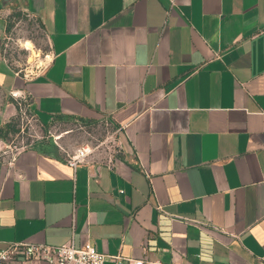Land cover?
Returning <instances> with one entry per match:
<instances>
[{"label":"crops","instance_id":"obj_1","mask_svg":"<svg viewBox=\"0 0 264 264\" xmlns=\"http://www.w3.org/2000/svg\"><path fill=\"white\" fill-rule=\"evenodd\" d=\"M16 13L49 40L32 75L5 55ZM24 107L41 125L104 119L121 152L73 168L0 134V248L264 264V0H0V131Z\"/></svg>","mask_w":264,"mask_h":264},{"label":"rangeland","instance_id":"obj_2","mask_svg":"<svg viewBox=\"0 0 264 264\" xmlns=\"http://www.w3.org/2000/svg\"><path fill=\"white\" fill-rule=\"evenodd\" d=\"M27 41L32 43V47H27ZM5 55L22 74L32 75L44 67L50 59L49 40L35 19L24 13L11 17L5 39ZM11 122L12 128L6 136L1 135L10 152L48 140L66 157L86 145L94 147L92 155L95 158L108 159L121 152L118 132L104 119L86 123L79 119H56L41 125L34 114L24 107Z\"/></svg>","mask_w":264,"mask_h":264},{"label":"built area","instance_id":"obj_3","mask_svg":"<svg viewBox=\"0 0 264 264\" xmlns=\"http://www.w3.org/2000/svg\"><path fill=\"white\" fill-rule=\"evenodd\" d=\"M94 151L95 149L91 145L82 146L67 157V163L76 168L78 165L86 163ZM20 257L28 260H41L47 264H104L106 261L114 264H161L159 261L103 253L89 242L77 246L73 238L62 245L13 241L0 248V264H21Z\"/></svg>","mask_w":264,"mask_h":264},{"label":"trees","instance_id":"obj_4","mask_svg":"<svg viewBox=\"0 0 264 264\" xmlns=\"http://www.w3.org/2000/svg\"><path fill=\"white\" fill-rule=\"evenodd\" d=\"M61 117H64L63 115H60ZM60 117V118H61ZM64 118H70V116H68V115H65V117ZM11 124H12V122H9V123H7L2 129H1V131H0V134L1 135H3V136H6V133L8 132V130H10L12 127H11ZM46 142L47 143H50V142H52L51 140H48V141H41V142H38V143H36L35 145H38L39 147H43L45 144H46Z\"/></svg>","mask_w":264,"mask_h":264},{"label":"bare ground","instance_id":"obj_5","mask_svg":"<svg viewBox=\"0 0 264 264\" xmlns=\"http://www.w3.org/2000/svg\"><path fill=\"white\" fill-rule=\"evenodd\" d=\"M26 45H27L28 48L32 47V43L30 41H27Z\"/></svg>","mask_w":264,"mask_h":264},{"label":"water","instance_id":"obj_6","mask_svg":"<svg viewBox=\"0 0 264 264\" xmlns=\"http://www.w3.org/2000/svg\"><path fill=\"white\" fill-rule=\"evenodd\" d=\"M104 264H114V263L110 261H106Z\"/></svg>","mask_w":264,"mask_h":264}]
</instances>
